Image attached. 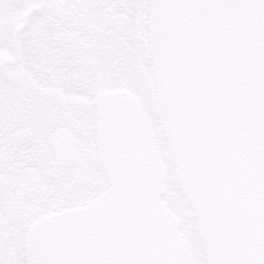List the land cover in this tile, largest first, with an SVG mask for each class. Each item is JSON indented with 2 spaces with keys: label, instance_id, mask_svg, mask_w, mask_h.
Here are the masks:
<instances>
[{
  "label": "snow or ice",
  "instance_id": "obj_1",
  "mask_svg": "<svg viewBox=\"0 0 264 264\" xmlns=\"http://www.w3.org/2000/svg\"><path fill=\"white\" fill-rule=\"evenodd\" d=\"M0 264H264V0H0Z\"/></svg>",
  "mask_w": 264,
  "mask_h": 264
}]
</instances>
